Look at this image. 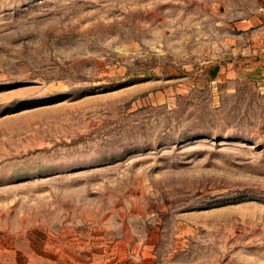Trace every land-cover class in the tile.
Returning a JSON list of instances; mask_svg holds the SVG:
<instances>
[{"label": "rangeland", "instance_id": "rangeland-1", "mask_svg": "<svg viewBox=\"0 0 264 264\" xmlns=\"http://www.w3.org/2000/svg\"><path fill=\"white\" fill-rule=\"evenodd\" d=\"M264 0H0V264H264Z\"/></svg>", "mask_w": 264, "mask_h": 264}, {"label": "crops", "instance_id": "crops-1", "mask_svg": "<svg viewBox=\"0 0 264 264\" xmlns=\"http://www.w3.org/2000/svg\"><path fill=\"white\" fill-rule=\"evenodd\" d=\"M264 66V50L256 56L245 58L237 65L230 63L227 67L219 62L211 64L207 70L209 76L212 77H242L254 76L259 72V69Z\"/></svg>", "mask_w": 264, "mask_h": 264}]
</instances>
